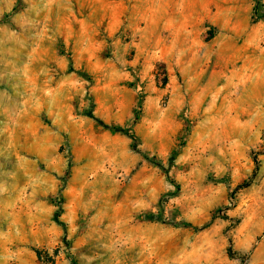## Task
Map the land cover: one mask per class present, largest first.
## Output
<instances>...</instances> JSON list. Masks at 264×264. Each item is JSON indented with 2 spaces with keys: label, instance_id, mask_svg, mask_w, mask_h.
<instances>
[{
  "label": "rangeland",
  "instance_id": "1",
  "mask_svg": "<svg viewBox=\"0 0 264 264\" xmlns=\"http://www.w3.org/2000/svg\"><path fill=\"white\" fill-rule=\"evenodd\" d=\"M0 264H264V0H0Z\"/></svg>",
  "mask_w": 264,
  "mask_h": 264
},
{
  "label": "trees",
  "instance_id": "2",
  "mask_svg": "<svg viewBox=\"0 0 264 264\" xmlns=\"http://www.w3.org/2000/svg\"><path fill=\"white\" fill-rule=\"evenodd\" d=\"M232 251V250H231Z\"/></svg>",
  "mask_w": 264,
  "mask_h": 264
}]
</instances>
